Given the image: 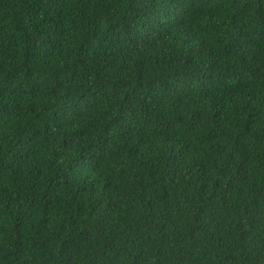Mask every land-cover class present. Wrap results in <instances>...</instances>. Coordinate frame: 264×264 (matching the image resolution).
I'll list each match as a JSON object with an SVG mask.
<instances>
[{"label": "trees", "instance_id": "trees-1", "mask_svg": "<svg viewBox=\"0 0 264 264\" xmlns=\"http://www.w3.org/2000/svg\"><path fill=\"white\" fill-rule=\"evenodd\" d=\"M0 264H264V0H0Z\"/></svg>", "mask_w": 264, "mask_h": 264}]
</instances>
